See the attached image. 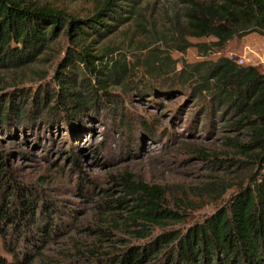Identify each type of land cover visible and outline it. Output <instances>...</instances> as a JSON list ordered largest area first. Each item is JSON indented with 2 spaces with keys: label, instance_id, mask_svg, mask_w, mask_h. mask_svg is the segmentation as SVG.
<instances>
[{
  "label": "rangeland",
  "instance_id": "1",
  "mask_svg": "<svg viewBox=\"0 0 264 264\" xmlns=\"http://www.w3.org/2000/svg\"><path fill=\"white\" fill-rule=\"evenodd\" d=\"M32 1L80 17L103 2ZM185 8L183 0H121L111 31L84 42L61 35L39 60L2 72L0 98L7 107L12 98L14 110L0 120V162L50 226L37 264H101L130 245L184 233L259 178L261 166L232 140H247L234 126L238 116L208 104L190 67L233 49L201 52L215 37L180 35ZM84 59L106 81H96ZM126 182L157 188L154 199L169 217L137 218L134 205L149 196L127 192ZM84 242L97 258L70 261ZM0 253L12 259L1 237Z\"/></svg>",
  "mask_w": 264,
  "mask_h": 264
},
{
  "label": "trees",
  "instance_id": "2",
  "mask_svg": "<svg viewBox=\"0 0 264 264\" xmlns=\"http://www.w3.org/2000/svg\"><path fill=\"white\" fill-rule=\"evenodd\" d=\"M120 1L103 0L92 14L80 17L32 0H0V86L4 83L3 71L23 69L39 60L61 35L84 42L89 36L111 31L115 24L108 19L114 17ZM183 3L186 23L177 28L179 34L184 38L215 37L209 43L199 44L201 52L206 47L220 52L230 40L251 32L264 35V0H183ZM82 63L96 81H106L99 78L102 70L93 61L84 59ZM190 67L194 85L208 104L238 116L234 126L245 130L247 140H232L241 151L253 155L261 166L260 176L253 186L234 194L227 207L219 208L184 233L161 234L143 244L130 245L101 264H264V72L258 66L240 64L228 56L202 60ZM58 73L65 77L64 72ZM61 76L58 80L64 84ZM75 93L72 96L80 105L81 99ZM4 101L0 98V120L7 119L14 110L12 98L8 107ZM2 162L0 237L12 259L0 253V264H37L44 256L48 241L43 236L50 226L37 218L36 199L12 179L10 168ZM124 184L129 193L149 196L139 197L134 205L137 218L144 223H160L169 217L159 209L161 196L155 193L157 188L152 190L134 182ZM70 255L72 262L87 259L88 255L97 258L94 247L87 242L76 244Z\"/></svg>",
  "mask_w": 264,
  "mask_h": 264
},
{
  "label": "crops",
  "instance_id": "3",
  "mask_svg": "<svg viewBox=\"0 0 264 264\" xmlns=\"http://www.w3.org/2000/svg\"><path fill=\"white\" fill-rule=\"evenodd\" d=\"M227 44L233 49L231 53L242 59V64L258 66L264 72V35L251 32L240 39L230 40Z\"/></svg>",
  "mask_w": 264,
  "mask_h": 264
},
{
  "label": "built area",
  "instance_id": "4",
  "mask_svg": "<svg viewBox=\"0 0 264 264\" xmlns=\"http://www.w3.org/2000/svg\"><path fill=\"white\" fill-rule=\"evenodd\" d=\"M231 57L236 59L240 64L243 63L242 59H238L233 53H231Z\"/></svg>",
  "mask_w": 264,
  "mask_h": 264
}]
</instances>
